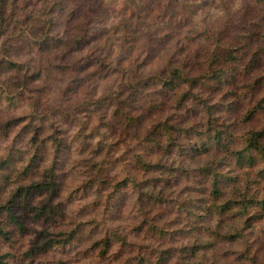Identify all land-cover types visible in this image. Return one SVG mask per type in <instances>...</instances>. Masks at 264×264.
<instances>
[{"label": "trees", "instance_id": "16d2710c", "mask_svg": "<svg viewBox=\"0 0 264 264\" xmlns=\"http://www.w3.org/2000/svg\"><path fill=\"white\" fill-rule=\"evenodd\" d=\"M174 2L152 0L154 7L149 8L146 18L154 17L158 10L161 15L173 14L177 11ZM255 3L256 7L246 12L243 25L234 28L233 35L223 36L224 29L220 30L221 46L215 50L205 46L206 39H192L174 45V51L164 59L157 56L150 60L149 54L137 58L133 52L138 48L132 44L135 48L130 56L118 61L116 67L122 75L121 82L103 97L95 98L99 85L89 98L79 95L82 88H73L70 92L76 99L63 104L55 102L47 108L36 107L32 123L21 129L35 131L32 143L40 145L35 154L21 168L27 155L21 145L14 150L15 156L10 152L9 160L0 162V264L33 262L54 250H66L87 234L94 240L83 251L95 250L98 257L111 261L112 256H119L117 264H164L171 258L175 260L170 264H223V260H218L223 258L219 251L222 241L243 243L244 248L237 251L240 264H261V251L248 240L264 220V123L252 124L257 114L264 111V0ZM96 7L92 0H0V75L6 77L4 83L0 82L2 91L12 94L22 89L23 94L43 98L45 94L40 89L44 87L38 84L47 71L73 73L76 70L72 62L77 56L87 63L83 56L90 43L85 45L83 41H90L95 27L90 18L98 16ZM60 20L68 27L63 35L56 30ZM175 38H170L168 44ZM125 59L129 62L126 69ZM158 60L166 61L163 70L149 68ZM104 66L111 68L110 63H102ZM146 87L155 88L152 91L158 97L146 92L144 104L138 106L137 94ZM242 96H252V102L243 112L228 115L232 107L227 106V100ZM82 105H91L93 111L87 130L96 109L110 106V112L99 118L103 121L101 126L114 125V121L126 124L120 136L128 135L126 141L155 150L152 156L145 152L134 154L140 176L148 177L135 182V174L113 179L104 173V160L97 165L85 159L83 162L90 167L86 184L78 188L79 192L99 186L97 190L108 193L107 212L114 194L121 187L132 185L137 220L131 232H151L159 237L184 232L188 243L158 250L153 260V256L144 254L150 247L138 246L126 232H102L95 220L86 219L91 215L87 208L77 213L66 209L65 200L61 199V175L56 174L57 169L61 170L65 139L55 126H49L54 130L51 136L44 141L40 137L47 128L46 117L55 121V113L79 115ZM12 114L0 123V135L4 137L24 123L23 117ZM236 127L244 130L234 132ZM49 140L55 147L57 162L37 183L35 177L46 163ZM124 141L122 137L112 141L102 136L95 148L88 142L79 155L101 157L109 153V147ZM150 160L157 162L148 163ZM176 160L180 167L174 166ZM183 178L190 190L180 201L175 193ZM145 188L152 191L145 192ZM71 196L70 193L68 197ZM56 200L61 202L54 203ZM172 202L176 203V212H182L184 217L178 228L165 230L158 221L157 209ZM25 240L27 246L23 244ZM5 248L8 251H3ZM153 252L155 249L150 254ZM57 263L77 261L62 257Z\"/></svg>", "mask_w": 264, "mask_h": 264}, {"label": "rangeland", "instance_id": "374dc122", "mask_svg": "<svg viewBox=\"0 0 264 264\" xmlns=\"http://www.w3.org/2000/svg\"><path fill=\"white\" fill-rule=\"evenodd\" d=\"M154 1V0H153ZM171 0H164V2H169ZM152 0H136L135 3V11L133 12V17L136 20V27L139 29L137 32H132L131 29H127L124 33L125 40L122 44V51L125 53V56H122L120 59H118L115 63V65H111V68H108L107 66L102 67V63L108 64L109 57H105L103 51H101L98 47L95 48L93 51V48L95 47V43L91 42L90 39V45L87 50V55L83 56L85 61L89 64L90 69L94 70V74L92 75V78L89 80L86 77L83 76V74L78 73L74 71L73 73L69 74H58L54 70L47 71L42 78V81L38 84V86H43L44 89H46L42 94L43 98H46L48 100H51L52 103L57 102V97L53 95L52 86H54L56 89H62L61 95H63L66 92L65 85H68V93L70 92L75 86L79 85V88H82L80 90V93L82 92L83 95H79L83 98H89L88 96L91 95L97 85H101L105 80H109L110 83L106 85V93L109 92L110 88L116 87L122 80V75L117 70V64L118 61L127 58L130 56L131 51L135 48V46L131 47L132 44H135L137 46V51H134L136 53H139L141 50H143V55L149 54L152 58H158L157 56H160L164 59V56H167L170 51L173 50L174 45L170 47V44H168L170 38L175 37L174 33L177 31L175 28H171L168 31L167 35L160 36L159 33L162 31L165 25V21H169L171 23V20H169L170 17H175V13H162L160 10L157 11L154 17H149L148 14L150 13L149 8H153L154 4L151 3ZM209 2L212 5H215L217 3H220V7L215 9L214 16H220L225 11V4L224 0H209ZM175 7L176 10H179V2L178 0H175ZM230 6V5H228ZM256 7L255 0H251V2L248 4L246 8V12H251L250 9H253ZM209 25H212V19L209 20ZM202 27H207L206 25H202ZM249 27V26H248ZM67 30V24L64 20H60V23L58 26H56V30L61 32V30ZM223 30V36H226L227 34L233 35L234 28L231 27H225V25L217 23L215 25H212L209 28V31L213 32L217 37L220 35V30ZM97 31L96 27L93 29V33ZM225 31V33H224ZM141 34L143 36L141 37ZM192 40L191 37L188 38V41ZM207 43V41H206ZM125 44V45H124ZM176 45H180L177 43ZM175 45V46H176ZM128 50H127V48ZM133 54L135 55V53ZM99 53V54H97ZM133 55V56H134ZM142 55V56H143ZM26 58H30L27 56ZM88 58V59H87ZM33 60V59H32ZM155 64L150 66L149 68L154 69ZM31 66L33 68L35 67V64L31 62ZM103 68V69H102ZM148 68V69H149ZM1 74V73H0ZM110 74V75H109ZM6 77L0 75V82L5 81ZM150 87H146L141 93L137 94L136 98V105L142 106L145 102V93L148 92V94L151 96L155 95L158 97V94L154 93L152 91L155 88L149 89ZM151 93V94H150ZM23 94L22 89H16L14 92L11 93H4L2 91V88H0V104H4L7 106V110L5 111L4 115H11L15 111V105L18 102H26L25 98L29 96H36V92L34 91V94ZM73 100L76 99L75 97H72ZM161 99V97H159ZM66 102V101H65ZM228 102H231L232 104L229 105ZM252 102V96H242L239 98L232 97L231 99L227 100V106H231L232 108L227 112L228 115H236L240 112H243L246 106H248ZM101 107V106H100ZM100 107L96 109L97 112H94V117L92 119V123L89 128H91V131L87 130V126L89 124V121L91 120L90 114L93 113L91 110V105L85 106L82 105L80 108L79 115H76L75 113L66 114V112L62 113H55L53 117V120H51V117H46L45 123L47 128H45V131H49V126H55L58 130H60V134L65 139L66 146L63 148V151L61 153L62 159H61V170L68 164V162L71 160L72 155V147L75 144H79V154L81 151V148L87 147L88 142H91L96 136H104V138L109 140H118L119 137L125 138V141L120 144L119 146L113 145L109 147V153L102 155L104 158V173L110 176L113 179H118L119 174H117L116 177H113V173L116 172L118 167H122V170L124 172H127L129 174H135L137 177H140V173L138 168L135 166L134 168L129 167V163H125V158L129 156L131 153L132 160L135 161L134 154L137 152L146 153L148 156H152V152L155 150H151L152 147L149 145L144 144H138L135 143V148H128L126 138L128 135L120 136L119 134L124 129L126 124H121L120 122L114 121V125H108V126H101L102 122L99 118H103L102 114H106L110 109V106H103L100 110ZM40 109L47 108L43 104L39 106ZM83 109V111H81ZM183 113V110L180 111V114ZM101 114V115H100ZM101 116V117H100ZM83 117V119H81ZM114 120V119H113ZM69 121H72L71 124H69ZM264 123V111H261L257 114L253 121L254 126H261ZM92 126V127H91ZM243 126V125H241ZM79 128V132L76 133L75 137L72 135L73 130ZM244 130V127H236L233 128L234 132H242ZM54 131V130H51ZM21 132L26 133L27 129L21 130ZM123 133V132H122ZM125 134V133H123ZM23 146V145H22ZM125 149L123 152V155L117 156V153L121 151V149ZM136 164V162H135ZM88 171H86L85 175L87 176ZM127 175H124V177ZM123 177V178H124ZM61 179H62V185L64 188V182L68 179L67 175L64 174L61 171ZM189 182V181H188ZM185 178H183L176 188V197L178 200L181 201L185 196H187V193L189 192V188L186 189L185 187ZM86 184V181L81 185L84 186ZM95 189L97 187H94ZM83 189V188H82ZM93 189V188H91ZM91 189H83V194H81V191L79 192V189L77 188L75 191L76 193L72 192L73 196L68 197L67 200H65V205L67 206L66 209L69 211L72 208V205L76 203L77 199L84 200L87 199V196L90 194ZM130 187H121L119 191L114 194L112 200L110 201V205L112 207H118L119 208V217L117 219L121 221V227L118 229L119 232H126L128 238L137 243L138 246H142L143 248H146L148 246L149 249L146 248L145 255L148 257L153 256V260L156 259V253L159 252L158 250H162L169 247L178 248L181 244H186L187 242V235L184 234V232L176 233L171 236L167 237H159L158 235L151 233V232H140V233H133L131 232V228L134 225V223L137 220V216L135 213V206H134V195ZM97 193L100 195H103L102 192L97 190ZM175 204L172 202L169 205H166L164 207L157 209V215H158V221L159 223L165 228V230H174L175 228L179 227V222L184 217V214L182 212H176L175 210ZM86 208L80 209V211L84 210ZM108 211V208H107ZM178 222V223H177ZM165 224V225H163ZM182 227V225H180ZM94 240V237L91 238L90 234H87L86 237L83 239V237H80L78 240L74 242L72 246L67 248L66 250H54L49 255H47L44 258H39L33 262L25 263V264H58L57 260L62 257H68L72 259L73 261H77L76 264H84V263H97L99 261L103 263L108 264H117L118 263V257L119 256H112V261L109 258H100L95 253V250L92 252H84L83 250L92 244ZM248 240L252 241L255 246L258 247L259 251H261V264H264V220L260 222L251 235L248 236ZM220 243V242H219ZM244 248L243 243L241 242H226L222 241L220 244L219 251L221 252L223 258H218V260H223V264H240L239 260L237 259V251L242 250ZM126 249L135 250V248L128 247ZM152 249H155V252L150 254L152 252ZM140 251L139 248H137V253ZM151 251V252H150ZM175 260V258H171L170 260L164 261V264H170L172 263V260ZM211 262V261H210Z\"/></svg>", "mask_w": 264, "mask_h": 264}, {"label": "clouds", "instance_id": "9594fccd", "mask_svg": "<svg viewBox=\"0 0 264 264\" xmlns=\"http://www.w3.org/2000/svg\"><path fill=\"white\" fill-rule=\"evenodd\" d=\"M96 4V11L98 12L97 17L90 18L91 24L96 27L97 31L91 35V42L95 43V47H98L103 51L105 57H109V63L115 65L116 61L122 56H125V53L122 51V44L125 40V31L131 29L132 32H137L139 29L136 27V20L133 17V12L135 11L136 0H92ZM179 10L176 11L175 17H170L171 23L165 21L166 27L162 29L159 33L160 36L168 34L169 29L175 28L177 31L174 33L175 39L171 42L170 47L176 45L177 43L183 45L188 42V38L191 37L193 41L197 40H207L206 47L210 50H215V48L220 47L219 38L211 31L209 28L212 25L217 23L225 25V27L237 28L239 29L246 18V8L251 0H224L225 11L220 16H214L216 8H219L221 5L217 3L212 5L209 0H178ZM230 5V6H228ZM212 19V25H209V20ZM206 25L207 27H202ZM64 34L62 28L60 35ZM143 34H141V37ZM89 40H84L83 44H89ZM199 46V45H198ZM174 51V49H173ZM99 54V53H97ZM143 50L135 55L137 58L142 56ZM87 55V50L85 52ZM149 59H151L149 57ZM73 67H75L76 72L83 74L87 79H91L94 74V70L90 69L88 63H83L82 58L77 56L73 62ZM79 65V66H77ZM129 66L127 59L124 61L123 67L126 69ZM154 67L163 70L166 67V61L158 60ZM110 83L109 80H105L98 88L95 93V98L99 99L106 95V85ZM67 87V85H65ZM79 88V85L75 86L73 91ZM46 89H40V91H45ZM53 95L57 97L58 103L63 104L65 100L71 101L72 97L70 93H62V89H56L52 86ZM80 95H83L81 92ZM26 102H18L15 105V111L12 114L14 117H23L24 123L20 124L18 127L12 130V132L4 137L0 135V162L9 160V153L15 156V149H19L23 145V150L27 152V155L24 156L23 162L19 165L21 168L26 167L31 156L35 154L36 147L40 145H34L32 143V137L35 135V131H28L26 133L21 132V129L24 128L25 124L32 123V116L35 114L36 107H39L43 104L45 107L51 106L52 101L46 98L40 97H26ZM7 106L0 104V123L3 120L8 119L9 117L4 116ZM83 111V109H81ZM83 119V117H81ZM38 123V122H37ZM72 121H69L71 124ZM79 128L73 130L72 135L75 137L76 133L79 132ZM91 131V128H89ZM52 135V131H45L41 135V141H44L47 137ZM102 136H96L90 143L92 147L95 148L101 142ZM79 144H75L72 147L71 160L68 164L62 169H57V176L61 175V171L67 175L68 179L64 182V190L62 192L61 199L67 200L70 193L74 192L77 188H80L81 185L88 178L85 173L87 168L90 167V164L86 165L83 161L88 159L91 163L97 165L103 164L104 158L101 157H92L88 154H85L84 157L79 155ZM128 148H135V141H129ZM48 154L46 158V163L41 167L40 173L35 177L37 183L42 182L43 174L52 169V166L57 162V153L53 142L51 140L47 143ZM125 149H121L117 156L123 155ZM15 161H9V163H14ZM130 162V163H129ZM148 163H156V160L147 161ZM125 163H129L130 168L136 166L135 161L132 160L131 153L128 157L125 158ZM169 164H173V161H168ZM175 167H180L179 160H176L174 163ZM119 174V178H123L124 175L129 173L124 172L122 167H118L116 172L113 173V177H116ZM148 177L133 176L134 182L138 179H147ZM32 181H26L25 183H31ZM99 187V186H97ZM132 188V185H130ZM111 191V189H109ZM145 192H151V188H145ZM103 192V189H101ZM81 194H83V189H81ZM108 193L104 192L103 195L97 193L96 189H91L90 194L87 196V199L79 200L77 199L76 203L72 205L71 213H77L82 208H87L91 215L87 216L86 219L95 220L99 225L102 232H107L110 229L118 230L121 227V221L117 219L119 217V208L108 206V211L105 212V206L107 203ZM41 199H43L41 197ZM60 200L54 201V203H60ZM99 205L98 207L96 205ZM215 227V224L213 225ZM23 244L27 246V240L23 241ZM3 251H8V249H3Z\"/></svg>", "mask_w": 264, "mask_h": 264}]
</instances>
